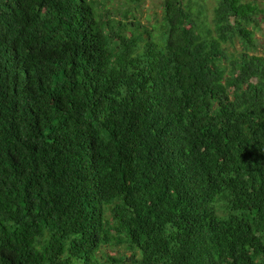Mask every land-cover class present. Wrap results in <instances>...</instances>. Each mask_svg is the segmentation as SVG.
<instances>
[{
	"label": "trees",
	"instance_id": "trees-1",
	"mask_svg": "<svg viewBox=\"0 0 264 264\" xmlns=\"http://www.w3.org/2000/svg\"><path fill=\"white\" fill-rule=\"evenodd\" d=\"M107 8L0 0V264H264V7Z\"/></svg>",
	"mask_w": 264,
	"mask_h": 264
},
{
	"label": "rangeland",
	"instance_id": "rangeland-1",
	"mask_svg": "<svg viewBox=\"0 0 264 264\" xmlns=\"http://www.w3.org/2000/svg\"><path fill=\"white\" fill-rule=\"evenodd\" d=\"M103 0H101L102 2ZM107 9L110 11L109 14H105V16L112 15L114 18L120 19L123 15V12L129 9H135V14L139 20L142 21L143 24H157L158 21L162 18V3L164 0H140L138 2H133L132 0H105ZM195 1V0H194ZM204 4L205 10H207L208 14L212 16L213 8L217 4L218 0H201ZM248 1V0H246ZM253 1V0H250ZM262 7H264V0H255ZM138 7V8H137ZM103 9V8H102ZM130 23V22H129ZM130 25V24H129ZM255 38L259 42L260 46L258 49V54L264 56V22L260 24V29L256 30ZM125 253L124 248L105 247L103 254H112L116 255L119 259V256ZM114 264H128V262H124L121 259L115 261Z\"/></svg>",
	"mask_w": 264,
	"mask_h": 264
},
{
	"label": "clouds",
	"instance_id": "clouds-1",
	"mask_svg": "<svg viewBox=\"0 0 264 264\" xmlns=\"http://www.w3.org/2000/svg\"><path fill=\"white\" fill-rule=\"evenodd\" d=\"M209 206L212 211L218 216L219 219L223 221H228L231 219L232 208L231 202L227 193H217L213 196V198L209 202ZM177 233L176 227L168 222L164 226V236L167 238L168 236H174Z\"/></svg>",
	"mask_w": 264,
	"mask_h": 264
}]
</instances>
